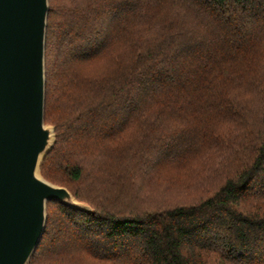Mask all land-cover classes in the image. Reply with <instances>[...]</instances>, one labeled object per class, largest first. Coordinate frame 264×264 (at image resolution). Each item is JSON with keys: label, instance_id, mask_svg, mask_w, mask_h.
<instances>
[{"label": "trees", "instance_id": "trees-1", "mask_svg": "<svg viewBox=\"0 0 264 264\" xmlns=\"http://www.w3.org/2000/svg\"><path fill=\"white\" fill-rule=\"evenodd\" d=\"M49 4L41 174L91 211L29 264H264V0Z\"/></svg>", "mask_w": 264, "mask_h": 264}, {"label": "water", "instance_id": "water-1", "mask_svg": "<svg viewBox=\"0 0 264 264\" xmlns=\"http://www.w3.org/2000/svg\"><path fill=\"white\" fill-rule=\"evenodd\" d=\"M49 10V0H0V264L30 263L50 201L91 211L41 174L56 138L45 122Z\"/></svg>", "mask_w": 264, "mask_h": 264}, {"label": "rangeland", "instance_id": "rangeland-1", "mask_svg": "<svg viewBox=\"0 0 264 264\" xmlns=\"http://www.w3.org/2000/svg\"><path fill=\"white\" fill-rule=\"evenodd\" d=\"M197 162H194V164H196ZM193 168V167H192ZM179 173V174H178ZM178 173L176 172V178H177V180H179L178 181V183H175L176 185H179V187H180V189H182L183 187H184V190H186L187 188V185H188V183H190V182H196V175L195 174H185L184 172H182V171H178ZM181 177V178H180ZM186 177H189V181L188 182H186ZM175 179V178H174ZM48 181V180H47ZM56 185V184H55ZM188 191H190L191 192V194H193V193H196L197 192V186H196V183H195V186H193V188H191V189H188ZM178 191H176V193H177ZM184 193H180V194H177V195H174V193H171L170 195H172V196H170V197H167V198H169L170 200H173V201H179V198L180 199H183L181 196L183 195ZM175 196V197H174ZM172 201V202H173ZM89 206V205H88ZM90 207V206H89Z\"/></svg>", "mask_w": 264, "mask_h": 264}]
</instances>
